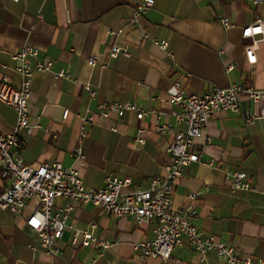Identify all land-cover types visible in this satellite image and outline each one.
<instances>
[{
    "label": "crops",
    "instance_id": "1",
    "mask_svg": "<svg viewBox=\"0 0 264 264\" xmlns=\"http://www.w3.org/2000/svg\"><path fill=\"white\" fill-rule=\"evenodd\" d=\"M140 0H0V81L18 85L11 53L24 45L38 49L35 59L47 58L46 71H35L27 102L31 132L17 133L25 163L36 166L57 161L79 170L86 187L99 188L113 173L130 177L132 184L148 185L150 177L163 174L170 162L166 147L173 133L185 130L176 122L167 101L171 83L179 78L186 93L201 94L230 83H244L264 90V41L257 50V62L247 65L241 37L244 26L264 19V0H153V5L131 24ZM221 18L232 25L225 27ZM113 31V33H111ZM166 40V49L155 41ZM127 51L110 56L111 45ZM170 53V55L168 54ZM97 55L93 65L87 57ZM233 63L230 71L224 65ZM60 69L70 78L56 77ZM89 90L96 94L91 96ZM129 102L157 111L158 122L168 121L172 132H155V116L138 119L134 112L122 116L110 113L98 117L102 102ZM241 98L243 112L257 110ZM69 114L64 118L63 111ZM93 114L84 125L77 115ZM16 113L0 102V132L12 131ZM138 126L146 129L143 143L134 141ZM80 148L82 159L73 156ZM200 162L183 168L171 195L174 208L190 203L197 212L190 218L204 234L233 246L253 260L264 257V117L245 122L241 113L217 110L195 141ZM208 162H211L208 164ZM224 168L246 172L248 189H231ZM7 178L0 177V192ZM64 200L56 199L55 206ZM72 205L66 223L105 239L110 246L101 255L80 238L72 244L73 230L65 228L56 240L57 255L40 246L37 233L25 224V217L38 199L26 201L22 213L0 209L1 264H201L190 245L175 246L171 259L143 258L136 243L154 238V222L138 224L131 216L114 217L90 203ZM94 224V226H92ZM207 264H226L215 252L206 255Z\"/></svg>",
    "mask_w": 264,
    "mask_h": 264
},
{
    "label": "built area",
    "instance_id": "2",
    "mask_svg": "<svg viewBox=\"0 0 264 264\" xmlns=\"http://www.w3.org/2000/svg\"><path fill=\"white\" fill-rule=\"evenodd\" d=\"M261 1L255 0V2ZM152 5L153 0H140L136 4L131 24H134L139 15L146 12ZM220 22L225 27L232 25L227 18H221ZM241 37L248 39L243 45L245 63L253 65L257 62L256 52L260 41H264V19L257 17L253 23L244 26ZM155 43L163 50L168 45L163 39ZM118 53L127 54V51L116 44L111 45L109 55L116 56ZM37 54L38 49L30 45H24L18 51L11 53L15 61L14 70L19 76L18 85L12 86L6 78L0 81V102L8 104L16 113L12 131L0 132V177L7 178V184L3 192H0V209H8L14 214H19L22 213L28 199L37 198V206L24 220L27 227L37 233L39 244L47 254L59 253L56 240L62 236L67 227L73 230L72 244L80 238L83 245L94 248L99 255L110 246L109 241L97 238L89 231L75 229L66 223L67 212L72 207L69 201H72L98 205L117 218L131 216L138 224L154 222V238L134 245L143 258L157 256L162 259H171L173 248L182 245L186 240L198 254V261L201 264H207L206 255L210 251L215 252L217 257L226 264H264L263 256L253 260L250 255L238 252L233 246L216 239L214 235L204 234L192 224L190 218L197 215L192 204L195 193L189 195L190 203L184 208H174L171 202L174 184L182 175L183 168L192 162L201 161L200 154L194 149L195 141L202 135L213 113L217 110L241 113L245 122L264 117V90L244 83H230L224 88L215 87L201 94L186 93L181 80L176 78L169 88L167 101L172 105L171 115L175 121L184 122L186 128L172 134L166 147L170 162L164 165L163 174L150 177L148 185L144 187L141 183L133 185L130 177H119L109 173L104 177L101 187L92 188L83 184L79 170L75 167H64L57 161L32 166L23 160L21 155L23 145L17 133L22 129L29 133L33 127L29 121L27 107L33 73L49 70L52 64L47 58L35 59L32 64L31 58H36ZM97 61L95 54L87 57V63L91 66ZM233 67V63L224 65L225 71H230ZM55 75L70 78V74L64 69H60ZM89 93L91 96L96 94L94 90H89ZM241 98L254 104L262 101L263 104L257 110L243 112ZM126 111L134 112L138 119H142L149 112L156 119L152 128L155 132H172L171 123L158 122L157 111L153 109L146 111L134 103L116 100L102 102L99 105V111L95 114L98 117H108L110 113L122 116ZM68 114V109H64L63 117L65 118ZM77 117L81 120L82 137L85 135L84 125L92 121L94 115L86 113ZM145 133L146 129L138 126L134 141L143 143ZM72 153L77 159L83 158L79 147ZM223 171L231 189L251 187L246 172L232 168H224ZM56 199L66 202L55 206ZM88 264L97 263L93 259Z\"/></svg>",
    "mask_w": 264,
    "mask_h": 264
}]
</instances>
